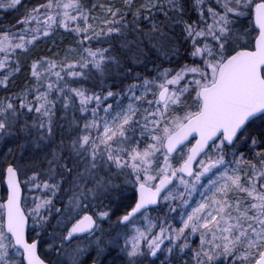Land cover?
I'll return each instance as SVG.
<instances>
[{
	"label": "snow or ice",
	"instance_id": "6c2138e0",
	"mask_svg": "<svg viewBox=\"0 0 264 264\" xmlns=\"http://www.w3.org/2000/svg\"><path fill=\"white\" fill-rule=\"evenodd\" d=\"M0 90V264H264V0H0Z\"/></svg>",
	"mask_w": 264,
	"mask_h": 264
},
{
	"label": "trees",
	"instance_id": "16d2710c",
	"mask_svg": "<svg viewBox=\"0 0 264 264\" xmlns=\"http://www.w3.org/2000/svg\"><path fill=\"white\" fill-rule=\"evenodd\" d=\"M66 37L64 38V40H63V42L61 43V42H59V44L57 45V47L60 49V50H63L65 47H64V43H70L71 41H72V39H73V37L71 36V37H69V35H65ZM42 49H44L45 51H47V48H52V51H56L57 50V48L56 47H52V44L51 43H48L47 44V48H46V46L44 45V44H42L41 46H40ZM141 71H142V69H140ZM18 80L20 81V82H23V80H24V74H21V76L20 77H18ZM3 94V92H2V90H0V95H2Z\"/></svg>",
	"mask_w": 264,
	"mask_h": 264
},
{
	"label": "rangeland",
	"instance_id": "374dc122",
	"mask_svg": "<svg viewBox=\"0 0 264 264\" xmlns=\"http://www.w3.org/2000/svg\"><path fill=\"white\" fill-rule=\"evenodd\" d=\"M66 36L65 35H63L62 33H58L56 36H54L53 37V39L56 41V45H58L59 44V42H63V40H64V38H65ZM69 37H71L70 35H69ZM49 43H51V42H49ZM69 45V43H64V47L66 48L67 46ZM165 66H168V65H165ZM149 67H151V65H149ZM152 215L155 217V216H160V215H162V212H153L152 213ZM198 239H195L194 240V244H198ZM154 259V258H153ZM161 259H163V257H161ZM157 264H159V261H157Z\"/></svg>",
	"mask_w": 264,
	"mask_h": 264
},
{
	"label": "water",
	"instance_id": "95a60500",
	"mask_svg": "<svg viewBox=\"0 0 264 264\" xmlns=\"http://www.w3.org/2000/svg\"><path fill=\"white\" fill-rule=\"evenodd\" d=\"M2 189H3V187L0 186V195H2Z\"/></svg>",
	"mask_w": 264,
	"mask_h": 264
}]
</instances>
